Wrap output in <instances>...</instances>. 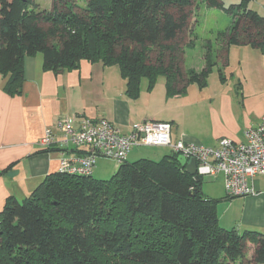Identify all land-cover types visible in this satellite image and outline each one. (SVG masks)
I'll use <instances>...</instances> for the list:
<instances>
[{"label": "trees", "instance_id": "16d2710c", "mask_svg": "<svg viewBox=\"0 0 264 264\" xmlns=\"http://www.w3.org/2000/svg\"><path fill=\"white\" fill-rule=\"evenodd\" d=\"M51 1L46 11L35 0H0V74L9 95L20 93L23 59L37 53L53 73L77 70L81 61L117 65L129 99L138 97L142 78L151 89L163 76L168 96L190 83L205 86L211 44L201 72L179 67L193 44L180 43L192 32L195 0ZM203 1L234 15L217 34L225 52L249 45L264 53V16L248 9V0L228 9L222 0ZM177 158L125 161L107 180L50 174L23 201L8 198L0 211V264H264V234L221 227L202 178L195 181Z\"/></svg>", "mask_w": 264, "mask_h": 264}, {"label": "crops", "instance_id": "0c3cea01", "mask_svg": "<svg viewBox=\"0 0 264 264\" xmlns=\"http://www.w3.org/2000/svg\"><path fill=\"white\" fill-rule=\"evenodd\" d=\"M261 1L264 10V0ZM190 39L193 41L194 35ZM212 51L214 66L205 86L190 83L183 94L175 96L167 95L165 78L160 76L151 89L147 79L142 78L138 97L129 99L117 65L81 61L77 70L53 73L43 70L40 53L23 59L20 93L5 92V79L0 74V211L8 198L21 202L47 175L59 173L61 151L64 150L66 157L88 152L86 148L61 149L56 144L47 149L40 144L45 129L53 130L56 139L59 138L56 125L65 118L75 117V126L81 119H105L123 135H128L134 124L167 122L172 127V142L181 139L204 147H215L221 138L243 142L245 131L256 127L264 114V53L249 45H231L225 52L219 42L212 46ZM204 55L205 50L198 69L186 70L201 72ZM183 59H186L184 49ZM140 148L143 147L131 149L126 161L131 163L141 158L158 161L172 154L169 147H147L149 151L145 153ZM106 162L112 165L100 162L93 172L99 176L113 175L119 165L111 160ZM261 177L250 181L254 196L231 199L237 204L236 211L230 215L218 214L221 227L239 233L250 230L264 234ZM212 179L223 183L222 174ZM208 185H202L206 197L226 198L225 195L216 198Z\"/></svg>", "mask_w": 264, "mask_h": 264}, {"label": "built area", "instance_id": "2783aa9c", "mask_svg": "<svg viewBox=\"0 0 264 264\" xmlns=\"http://www.w3.org/2000/svg\"><path fill=\"white\" fill-rule=\"evenodd\" d=\"M75 117L62 119L56 128L60 136L56 139L53 130L45 129L40 144L61 149L86 148L87 153L66 157L61 151L59 172L71 176H91L98 158L109 159L121 165L129 151L137 147H169L171 152L186 160L196 161V175L200 177L223 176V187L227 198L254 196L250 181L264 176V114L256 127L244 133L243 142L228 138L219 139L215 147H204L186 143L181 139L171 141V124L160 121H145L134 124L128 135H123L105 119H81L75 126Z\"/></svg>", "mask_w": 264, "mask_h": 264}, {"label": "rangeland", "instance_id": "374dc122", "mask_svg": "<svg viewBox=\"0 0 264 264\" xmlns=\"http://www.w3.org/2000/svg\"><path fill=\"white\" fill-rule=\"evenodd\" d=\"M50 1L51 0H36V3H38L40 7L43 8L44 10H48L51 8ZM241 1L242 0H222V3H223L224 8L228 9L230 8L231 5H238ZM260 1L261 0H248L247 8L256 12L258 15L263 17L264 10L261 8V5L259 3ZM189 10L190 11L192 10L193 12L191 16L190 24H192L195 21L194 31H193L194 40L192 39L193 45L190 48L185 47L186 49H184L186 59L185 60L183 59L182 61V55L181 56L179 55V67L181 71L183 70L185 71L188 68L198 69L202 63V54L205 50L206 45L211 44L213 47H215V45L218 43L217 41L218 32L226 30L231 25L233 18H234V15L229 14L223 10L211 9V8L206 7L203 0H195V5ZM193 35L189 34L188 37L185 36V38L182 39L180 44L184 46L189 41L190 37L193 38ZM156 53H157V50L153 49L150 53V58L154 59L156 56ZM140 149L144 151V153L149 151V148L147 147H143ZM103 159L104 158H99L98 160L100 161L98 162L96 161L97 165L95 164V166L97 167L100 164V162L109 163L110 165H112L111 162H106V161H109V159H104V160ZM141 159L149 160L148 158H141ZM111 176L112 174L104 175L102 173L99 176V175H96L94 172L92 173V177L95 179H99V180H107ZM212 178L214 177H210V176L202 177V181H203L202 185L204 186L206 185V183H208L209 185L207 186V188L212 190L213 195L216 196V198H222L225 195L223 183L219 180H215ZM259 179H263L264 181V176H262ZM212 199L216 202L215 210H216L217 216L219 213L230 215L234 213L237 209L236 202L232 203L230 201L231 199H226V198L215 199L214 197ZM234 200H237V199L234 198ZM252 250L253 248H250L247 251L248 259L252 255V252H253Z\"/></svg>", "mask_w": 264, "mask_h": 264}, {"label": "water", "instance_id": "95a60500", "mask_svg": "<svg viewBox=\"0 0 264 264\" xmlns=\"http://www.w3.org/2000/svg\"><path fill=\"white\" fill-rule=\"evenodd\" d=\"M177 160L181 167L185 168V172L188 175L193 176L195 181H199V176L196 175V161L194 159L186 160L184 157L178 156Z\"/></svg>", "mask_w": 264, "mask_h": 264}]
</instances>
